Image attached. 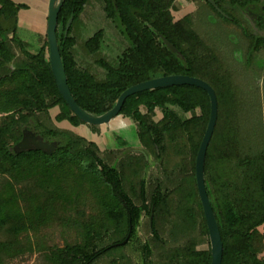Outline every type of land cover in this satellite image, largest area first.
<instances>
[{
	"label": "trees",
	"instance_id": "obj_1",
	"mask_svg": "<svg viewBox=\"0 0 264 264\" xmlns=\"http://www.w3.org/2000/svg\"><path fill=\"white\" fill-rule=\"evenodd\" d=\"M188 1L194 11L177 20L182 0H65L57 37L68 85L79 106L99 117L146 81L207 82L219 114L204 175L224 244L222 264H264V128H253L263 125L264 99L238 80L241 68H254L264 91V0ZM28 9L0 0V233L8 236L0 239V264L34 252L24 239L49 224L61 202L63 210L77 211L65 224L75 242L49 250L47 264H97L105 256L109 264H133L127 255L111 258L130 233L124 248L137 242L152 264H212L196 179L209 94L182 85L130 96L112 120L129 123L112 130L102 150L79 131L85 125L96 133V126L81 121L59 92L48 37L33 52L19 36V14ZM93 20L99 29L88 28ZM25 130L56 143L55 151L17 154ZM25 194L31 200L22 207ZM143 218L150 238L144 245L138 238Z\"/></svg>",
	"mask_w": 264,
	"mask_h": 264
},
{
	"label": "water",
	"instance_id": "obj_2",
	"mask_svg": "<svg viewBox=\"0 0 264 264\" xmlns=\"http://www.w3.org/2000/svg\"><path fill=\"white\" fill-rule=\"evenodd\" d=\"M208 1H210L214 6H216L215 2H213L212 0H208ZM64 3L65 0L49 1L48 28H47V37L49 43V58H50L52 73L55 77L59 92L61 93L62 97L64 98L70 109L75 113V115L81 121L94 126L108 125L112 122L114 118L118 117L126 100L130 96L153 89L189 85V86L201 88L209 94L211 100V115H210L208 128L206 130V134L203 138L197 156L196 179L198 184L199 195L204 208V213L210 233V240L212 247V264H222L224 244L221 237L219 224L217 222L210 198L207 193V189L205 185V175H204L206 155L217 125L218 114H219L218 98L215 90L207 82L198 78H193L188 76L163 77L151 81H146L129 88L119 97L116 106L106 114L99 117L89 114L79 106V104L76 102L75 98L72 95V92L68 85V79L59 49L57 28H58L59 13ZM73 20L74 18H71L67 25V33L73 23ZM166 43L168 44V46L172 51L177 53V50L169 42L166 41ZM56 147H57L56 143H49L45 141L42 137L37 136L32 131L25 130L23 139L21 140L20 143H18L15 146L14 150L17 154H21L24 152H32V151H41L46 154H51L55 151ZM151 224H153V216L151 217ZM130 235L131 233L123 243L115 245L114 247L125 246L129 242Z\"/></svg>",
	"mask_w": 264,
	"mask_h": 264
},
{
	"label": "rangeland",
	"instance_id": "obj_3",
	"mask_svg": "<svg viewBox=\"0 0 264 264\" xmlns=\"http://www.w3.org/2000/svg\"><path fill=\"white\" fill-rule=\"evenodd\" d=\"M182 1L183 3L181 4L182 5L181 12L175 14V17L177 20L181 19L187 14L192 13L195 9V5L190 3L188 0H182ZM88 28H91L92 30L99 29L100 22L93 20L92 22H90ZM26 29L27 28H24L22 30L20 29L19 36L23 40H25L26 43L30 44L31 51L37 52L40 46L44 45L45 43V39H44L45 34H43V38H39V34L35 30L29 29V28L28 30ZM119 39L120 41H122L120 36H119ZM119 45H122V44L119 42ZM227 55L229 57V51ZM226 56H225V59H226ZM259 59L264 63V51L260 55ZM227 60L229 63L230 57ZM240 66H243V64ZM239 71H240L239 72L240 74H239L238 80L241 82H244V84H246L247 87L251 86V88H254L253 90L259 91V93L261 94V100L263 102V99H264L263 83L259 81L255 73V69L254 68L246 69L245 67L244 69L241 68ZM243 90H246V89H243ZM57 111H58L57 109L52 110V113L55 115ZM260 113H261L263 125H259V123H257L256 126H253V128H255V131L257 132L259 130L261 132V128H264V104L261 107ZM1 116L2 115L0 114V117ZM128 123L129 121H127L123 117H119L108 125L96 126V129H97L96 133L93 128L89 126H85V125L82 126L83 128L82 131L83 133L87 134L88 137L90 136L93 137L94 140L88 139L89 141H92V142L96 141L97 143H99L101 149L104 150L106 146V142L110 141L111 131L115 129H121V127L124 126V124L127 125ZM256 127H259V128H256ZM127 131L128 130H126L125 132L124 130L122 131V134H121L125 138H127L128 136L126 134ZM261 136H263L262 133H261ZM128 140L130 141L131 147L136 145V139L134 137V130L129 132ZM150 161H151L150 162L151 164L155 165L156 162L154 161L153 158H151ZM25 195H26V200L25 201L21 200L22 202H20L22 207H24L25 204L28 203L29 200H31V198H27V194ZM69 195L71 196L70 198H72V201H74L73 204L76 205V201L74 200L73 195L70 192H69ZM63 197L64 195L60 194L57 200H60L59 202H61L64 200ZM59 204H61L62 206L64 205L62 204V202ZM62 206L60 207V209H57L58 215L54 217L53 220L51 219L49 224H46V225L42 224V226L39 227L40 230H38L36 233L31 231L29 235H27L26 238L24 239L26 246L27 247L30 246L34 252L33 253L28 252L26 255H23L15 260H7V262H5L4 264H47L48 261L46 259V254L49 253V250H53L57 247L64 248L67 243H74L76 233L72 227L66 226L65 224L68 223L69 221H72V220L74 221V219H76L75 212L77 211L75 210L74 212V209H71V211L63 210ZM79 207H81V209L86 208L87 213H92L94 211V209L90 207L89 205L88 206L80 205ZM147 221H148L147 218H143L142 220L143 225L140 228L139 234H138V238L140 239L142 245L148 243V241L150 240L147 229H146ZM259 230L264 235V226H262ZM7 237L8 236L5 233H0V239L6 240ZM208 248H209L208 245H204L203 247H201V249H208ZM124 255L131 257L133 264H152L151 262H153L151 259L145 256V254L142 252L140 244H138L137 242H131L129 246L125 248L124 246L119 248L118 250H116V252H114V255H112L111 258L112 257L121 258ZM260 258L264 259V251L260 255ZM110 260L111 259L109 256H105L101 258V260H99L97 264H109Z\"/></svg>",
	"mask_w": 264,
	"mask_h": 264
},
{
	"label": "crops",
	"instance_id": "obj_4",
	"mask_svg": "<svg viewBox=\"0 0 264 264\" xmlns=\"http://www.w3.org/2000/svg\"><path fill=\"white\" fill-rule=\"evenodd\" d=\"M19 4H27L30 6L28 10H22L19 14V27L20 29L27 28L26 30L33 29L39 34V38L47 37L48 28V14H49V1L50 0H14ZM83 128L79 129L81 135L89 140H94L93 137H88L83 133Z\"/></svg>",
	"mask_w": 264,
	"mask_h": 264
},
{
	"label": "flooded vegetation",
	"instance_id": "obj_5",
	"mask_svg": "<svg viewBox=\"0 0 264 264\" xmlns=\"http://www.w3.org/2000/svg\"><path fill=\"white\" fill-rule=\"evenodd\" d=\"M252 9H254V10H255L256 8H255L254 6H252Z\"/></svg>",
	"mask_w": 264,
	"mask_h": 264
}]
</instances>
